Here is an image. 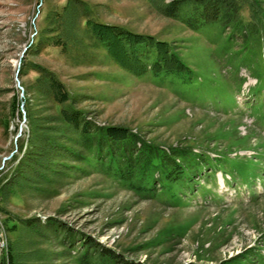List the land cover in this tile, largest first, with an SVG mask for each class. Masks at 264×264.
Instances as JSON below:
<instances>
[{
	"label": "rangeland",
	"instance_id": "rangeland-1",
	"mask_svg": "<svg viewBox=\"0 0 264 264\" xmlns=\"http://www.w3.org/2000/svg\"><path fill=\"white\" fill-rule=\"evenodd\" d=\"M77 1L103 36L98 43L93 28L83 45L63 49L38 48L36 39L68 0H0V189L27 133L34 66L63 82L73 97L67 105L83 111L92 130L120 126L136 140L114 145L119 161L79 164L47 196L0 199V248L15 237L6 228L13 218L50 217L62 226L57 241L78 255L70 264L102 248L140 264H264V0L242 4L244 25H258L246 37L233 27L193 31L149 0ZM128 32L175 48L192 82L152 77V48L140 53L144 74L123 66L113 54ZM175 163L183 178L165 180ZM131 164L148 173L143 187L113 175Z\"/></svg>",
	"mask_w": 264,
	"mask_h": 264
},
{
	"label": "trees",
	"instance_id": "trees-1",
	"mask_svg": "<svg viewBox=\"0 0 264 264\" xmlns=\"http://www.w3.org/2000/svg\"><path fill=\"white\" fill-rule=\"evenodd\" d=\"M149 1L162 7L160 9L165 15L178 19L196 32L207 31L209 27H233L237 35L246 37L247 32L244 34V30L255 33L258 29L256 22L250 21L251 24L244 25L241 9L247 0H170L168 3H165V0ZM250 11L252 17L256 19L254 6H250ZM84 22L86 31L81 30ZM96 25L103 26L90 20L82 3L68 0L61 12L52 11L47 17L45 30L37 37L36 46L45 48L57 45L63 49L79 47L84 44L83 36L88 34L87 31L94 33V30L96 35H99L96 36L99 43L103 35ZM247 27L249 29H246ZM128 34L132 38L124 42V48L123 46L119 50L115 48V55L113 54L114 57L118 54L121 56V59H118L123 66L133 67L137 74H144L147 66L140 53L145 47L152 48L157 56L149 68L152 77L163 74L165 77L174 76L184 85L192 82L191 69L175 48L145 35L143 37L130 32ZM104 46L109 49L108 43ZM33 69L38 76L29 88L30 98L26 106L27 133L21 142L19 156L14 155L10 161H14V165L8 170L6 182L0 189L2 202H7L14 193L47 196L56 185L68 177H74L79 170V164L83 163L85 167H90L95 162L105 165L108 162L119 161V155L114 153V145L126 141L134 143L136 140L127 128L120 126L92 130L84 112L78 111L70 104L67 105L72 102L73 97L63 82L46 68L34 66ZM260 84L264 85V82ZM127 156H133L131 159L125 157V161L132 163L134 152ZM165 164L169 165V162ZM201 167L202 164L198 171H201ZM179 168V164L175 163L172 168L166 169L164 179L177 181L183 178V171H179ZM113 175L122 178L128 184L139 185L143 179L149 177L148 173L138 175L133 164L127 168L119 166ZM191 180L187 182L189 187L192 185ZM145 189L147 190L148 186H144ZM55 220L57 221L50 217L43 221L13 218L11 225L6 228L8 232L14 231L15 237H9L6 244L0 248L3 264H59L62 260L70 264L74 257L78 258V255L72 254L71 245H63L57 241L56 232L62 226H55L58 223ZM55 247L59 250H55ZM90 252L91 250L90 256L87 253L82 260L73 264H108L102 262L106 257L111 264H140L124 256L121 259L109 249L102 248V251L98 250L95 254Z\"/></svg>",
	"mask_w": 264,
	"mask_h": 264
}]
</instances>
